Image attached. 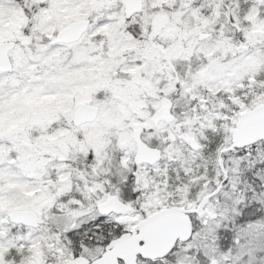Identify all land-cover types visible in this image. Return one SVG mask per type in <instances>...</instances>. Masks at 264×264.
Listing matches in <instances>:
<instances>
[{"label": "snow or ice", "instance_id": "obj_1", "mask_svg": "<svg viewBox=\"0 0 264 264\" xmlns=\"http://www.w3.org/2000/svg\"><path fill=\"white\" fill-rule=\"evenodd\" d=\"M0 264H264V0H0Z\"/></svg>", "mask_w": 264, "mask_h": 264}]
</instances>
